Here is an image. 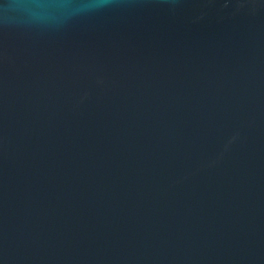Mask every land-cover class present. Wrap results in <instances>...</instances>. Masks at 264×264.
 <instances>
[{"label": "water", "instance_id": "95a60500", "mask_svg": "<svg viewBox=\"0 0 264 264\" xmlns=\"http://www.w3.org/2000/svg\"><path fill=\"white\" fill-rule=\"evenodd\" d=\"M0 264H264V0H0Z\"/></svg>", "mask_w": 264, "mask_h": 264}]
</instances>
